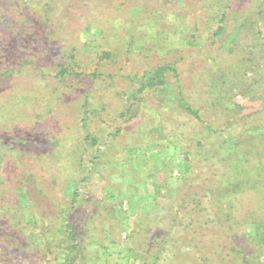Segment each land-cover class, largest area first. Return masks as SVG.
<instances>
[{"label":"rangeland","instance_id":"1","mask_svg":"<svg viewBox=\"0 0 264 264\" xmlns=\"http://www.w3.org/2000/svg\"><path fill=\"white\" fill-rule=\"evenodd\" d=\"M31 1L0 0V20H7L6 18L10 20L6 22L5 28L2 29L3 26L0 25V33L5 30V34L0 37V136L5 137L4 143L10 150L15 151L16 161L23 168V171L19 172L33 176L16 173L18 176L16 182L20 183L25 179L29 181L26 183L27 190L37 197L38 206L45 213L51 210L50 200L58 203L61 196L71 193L72 188L58 186L59 183L80 182L81 184L77 186L78 197L96 198L95 206L87 210L91 214L87 220L88 230L94 231L93 237L86 240L89 244L85 253L86 259H90H87L88 263L97 253L99 258L106 259L104 264H140L139 260H134L132 257L124 258V252L121 255L117 254L116 250L119 247L115 249L109 245L107 237L104 240L106 235L101 234L102 228L106 230L108 228L111 233L109 240L118 242L126 236L125 232L117 233L118 226L115 224L110 226L107 203L114 204L123 217L132 215L134 208H137L140 209V214L145 213L151 220L160 219L161 212L158 209L168 203L165 218L160 221L163 227L169 225L170 214L178 208L184 207L179 212L180 217L186 215L185 212H189L181 219L183 225L187 223L189 214L192 218L193 213L200 214L195 210L193 199L190 197L187 199V194L182 197L186 190H189V185H183V178L190 177L193 170H197L194 173L198 174L197 180L201 181L199 183L194 180V184L197 182L199 185L203 184L204 179L206 182H211L213 171L218 173L216 176L213 175V180L224 174L225 164L222 160L230 155L233 158L234 169L243 164V156L235 150V142L240 131L247 125L259 123L264 127V84L256 86L255 90L232 91L226 98H232L237 109L230 103L226 104L227 100L209 105L205 96L207 88L204 80L202 88H199L200 82H194L196 79L194 77L200 72L199 68L203 66V70H206L214 65L213 70L216 67L218 69L219 66L221 70H227V65L233 63L236 67L235 71L240 75L243 66L239 63L241 58L238 54L229 53L230 56L221 58L218 55H225L221 46H216L219 48L217 53H211L213 49L198 46L200 51H203L200 53L191 47L178 48L174 43L164 49L170 52L162 55L149 52L147 56L140 51L151 47L152 42L149 39H153L155 28L160 29L161 23H150L153 14L146 13L145 10L135 13L133 22L131 17L125 18L129 5L139 0H66L65 2L59 0L56 9L53 10L51 5V22L44 29L39 27L38 22L30 27L31 20L37 19L42 13L38 5L32 4ZM73 1L75 6L69 7L72 14L66 16L68 11H62V7L68 6ZM151 1L154 0H140L139 2L143 3L140 6L143 9L151 7ZM155 1L167 4L172 12L180 8L175 4L177 0ZM246 1L248 0H243ZM199 5L201 6V3ZM25 15L29 17L27 20L29 26L20 28L18 26L21 23L20 17ZM157 15L160 14L157 12L155 16ZM116 18H121V26L129 27L130 33L133 34L131 47H126L127 44L124 47L119 44L127 31L114 32L116 30L111 29L114 23L112 20ZM151 26L155 28L152 29ZM228 27L231 25L229 24ZM241 27L243 28L238 36L240 40L237 42V47L238 49L244 47V50H247L249 46L247 39L251 31H248L245 23ZM112 33H115L116 37H113ZM3 37L9 39L6 44H3ZM136 39H141V42L136 44ZM93 46L96 51L90 55L89 52L94 50ZM107 49L112 53L111 57L115 58L114 61L101 60L97 64V56L102 50L107 52ZM63 50L73 71L78 75L83 72L96 73L91 90H88L90 105L100 111L101 117L108 122L107 126L109 127L110 124V128H113L108 140H105L107 128H103L105 132L100 128H90L88 134L94 136L98 144L97 158H94L95 149L92 150L88 144H85L87 147L81 148L83 145L81 140L86 136L88 129H83V125L79 122L81 118H78L79 113H77L80 93L89 87L81 80L82 77L78 80L74 77L67 78L61 84L53 77L55 61L64 56ZM150 50L155 51L152 47ZM67 52L73 56L72 59ZM160 64L172 65L179 73L178 82L173 77V72L168 71L165 75L167 82L163 91L156 93L151 90L143 91L137 95V97L141 96L142 100L134 98L142 71ZM249 74L251 76L250 72L247 75ZM202 78L204 79V76ZM261 79L264 81L262 77ZM178 85L181 86L182 98L198 113L200 121L192 119L193 116L187 115L177 104L174 98L179 91H177ZM131 92L135 95H131ZM250 105L255 106L249 111L247 107ZM240 107L243 108V115L235 120L232 118V124L225 122L226 116L237 114ZM122 111H126L127 114L119 118ZM116 125H120L119 131L114 129L113 126ZM200 131L202 136L199 137ZM175 140L180 150H169ZM21 145L24 149H20ZM76 148L77 151L73 152L72 150ZM1 154L7 162L3 173L9 171L14 173L11 169L13 166L10 164V155H6L4 150L3 152L1 150ZM183 158L186 159L185 162ZM85 177L91 178L92 181L82 182ZM198 187L191 186L190 191L197 192L202 203L211 204L213 196L206 194L207 188L203 192L198 190ZM193 209L195 212L192 211ZM77 215H75V224L84 217ZM240 215L245 217L244 214ZM142 218L140 222H143ZM132 221L133 219L129 220L128 227ZM257 225L254 223L247 225L245 234L243 233L247 238L257 241L252 244L251 254L261 250L264 252L259 246L260 240L264 237ZM163 229L161 227L160 230ZM209 238L210 235L207 239L202 238L201 246L213 243ZM223 239L224 236L219 244L214 242V247L208 254L209 261L213 264L219 263L220 257L226 251L227 243ZM98 243L104 247L100 249ZM188 250L190 248H182V251ZM95 251L97 252L94 254ZM112 254V258L107 262V255ZM171 258L162 257L163 260L155 264H169L172 262ZM173 261H177L178 264H191L192 260L176 258ZM258 263L264 264V254L259 255Z\"/></svg>","mask_w":264,"mask_h":264},{"label":"trees","instance_id":"2","mask_svg":"<svg viewBox=\"0 0 264 264\" xmlns=\"http://www.w3.org/2000/svg\"><path fill=\"white\" fill-rule=\"evenodd\" d=\"M139 1L129 5L125 18L131 17L133 22L134 14L145 10L146 13L153 14V19L151 18L150 23H161L160 29L151 26L152 29L155 28L156 30L153 39H149L152 42L151 47L155 51L150 50L151 47L140 51L146 53L147 56L149 52H156L159 55L170 52L169 50L164 51V49L174 43H176L178 48L185 47L190 49L191 47L200 53L203 51H200L198 46L213 49L211 53H217L219 48L216 46H221V50L224 48L222 51L225 53V55H218L221 58L226 55L230 56L231 53H236V55L240 56L241 60L239 63L243 66V72L240 75L238 71H235L236 67L233 63L227 65V70H221L220 66L218 69L216 67L213 70L212 67L214 65L212 67L209 66L206 70H203V66L199 68L200 72L198 76L194 77L196 78L194 82H200L199 88H202L204 80L205 87L207 88L205 96L209 105L227 100L226 104L230 103L237 109L235 101L233 102L232 98H226L232 91L235 89L239 91L255 90L256 86L264 84V81L261 79V77L264 79V32L262 31L264 30V0H248L246 2H243V0H177L175 4L180 8L173 12L169 9L170 6L168 7L167 4H162L155 0L151 1V7L143 9L140 6L143 3ZM31 2L32 4H37L42 13L41 15L39 14L40 16L37 19L32 18L30 27H33L32 24L34 25V23L38 22L39 27L44 29L51 22V5H53V10L54 8L56 9L55 6L58 5L59 0H32ZM199 3H201V6ZM74 6L75 2L73 1L68 6L62 7V11H68V13L65 12L66 16H71L72 13L69 7ZM172 8L174 7L172 6ZM157 12L160 15L155 16ZM6 19L0 20V25L3 26L2 29L7 26L6 22L10 21L9 18ZM28 19L29 17L26 15L20 17L21 23L18 26L20 28H24L25 26L28 28ZM120 19L116 18L112 20L114 23L111 29L116 30L114 32L127 31L125 39H122L124 41H121L119 44L123 47L126 44V47H131L133 34L130 33L129 27L126 24H124L125 28L121 26ZM243 23L247 26L248 31H251L247 39L249 42L247 50H244V47L239 49L237 47V42L240 40L238 36L242 32L241 28L243 27L241 25L243 26ZM229 24L231 27H228ZM152 29L150 30L152 31ZM4 34L5 30L1 31L0 37ZM142 35L147 36L146 34ZM112 36L116 37V34L112 33ZM8 40L7 37H3V44H6L5 42H8ZM140 42L141 39L135 40L136 44ZM94 44L96 45V43ZM92 49L94 50L89 52L90 55L96 51L94 46ZM116 50L118 51V48ZM109 51L108 49L107 52L105 50L101 51V54L97 56V64L101 60L112 59L114 61L115 58L111 57L112 53ZM62 53L64 56L59 57L55 61V73L53 77L56 78L59 84L63 83L67 78L74 77L78 80V78L82 77L81 80L85 81L84 83L89 87L84 89L83 93H80L81 97L79 96L77 102V113L81 116H78V118H81L79 122L83 125V129H88L86 136L81 140L83 143L81 148L83 146L87 147L85 144H88L92 147V150L95 149L94 158H97L96 147L98 144H96V138L88 134L90 133V128H107L105 140H108L113 128H110V124L108 127V122L101 117V112L90 105L88 90H91L90 87L94 83L96 73L83 72L81 75H78V73L73 71L74 69L66 58L64 50ZM68 55L72 59L73 56L70 53ZM94 68L96 69L95 63ZM168 71L173 72V77L176 80L179 79V73L172 65L160 64L142 71L137 82L138 90H136V97L134 98L142 100L141 96L137 97V95H140L143 91L148 92L151 90L153 93L163 91L167 82L165 75ZM202 71L210 73L205 74ZM248 72L251 73V76L250 74L247 75ZM108 76L110 77L111 75ZM203 76L204 79L202 78ZM177 91V95L174 98L177 104L182 107V110L187 115H192V119L199 120L198 113L191 109L185 99L182 98L181 86L179 87L178 85ZM130 94L133 95L134 92ZM195 95L197 94L195 93ZM242 95L245 96L244 94ZM254 106L250 105L247 108L250 111ZM238 111L237 114L226 116L225 122L232 124V118L235 120L243 115L242 107L238 108ZM126 114V111H122L119 114V118L126 116ZM113 127L119 131L120 125ZM103 132H105V129H103ZM262 133H264V127L259 125V123L247 125L246 128L240 131L238 140L235 142V150L242 154L243 164L238 165L236 169H234L235 166L232 164L233 158L230 155L224 157L222 160L225 164L224 174L213 180V175L216 176L218 174L216 171H213V175H211L213 181L210 180L211 182H206L204 179L203 184L199 185L201 180H197L196 175L198 174L194 173L197 170H193L194 172H192L190 177L183 178V185H189V190H186L187 192L182 197L184 198L187 194V199L189 197L193 199L192 203L195 206V210L200 212V214L193 213V218L189 214L188 216L190 217H188L186 224L183 225L181 219L189 212L184 211L186 215H182V217L179 214L184 207L178 208L170 214L169 225L163 227V223L160 221L165 218L169 207L168 203L161 209H158L161 212L159 215L160 219L156 218L153 220L149 219L145 213L140 214L141 211L137 208H134L133 213H131L132 215L123 217L120 215L121 211L116 210L114 204L107 203V216L110 218L109 221L111 223L109 225L113 226L115 224L118 226L117 233L125 232L126 236L122 241L119 239L118 242L109 240L111 233L108 231V228L107 230L102 228L101 234L106 235L104 236V240L107 237L109 245L115 249L119 247L120 251L119 249L116 250L118 251L116 252L117 254L120 253L119 255H121L124 252V258L132 257L134 260H139L140 264H155L163 260L162 257H172V262L169 264H178L177 261H173L176 258H188L192 260L191 264H213L209 261L208 254L211 253V249L214 247L213 243H218L224 236L223 241L225 240L227 246L224 255L219 259L220 264L223 262L225 264L258 263L259 255L264 254V252L261 250L260 252L257 251L256 254H251L253 253V250H251L252 244H255L257 241L250 237L247 238L244 234L247 225L254 223L258 224L257 226L260 228L261 235L264 237V135ZM198 135L199 137L200 135L202 136L201 131ZM178 141L180 142V140ZM4 142L5 137L1 135L0 154L1 150L2 152L4 150L6 151V155H12L9 158L11 160L10 164L13 166L11 169L14 170L15 174L11 171L3 173L4 165L7 162L4 161L3 154H1L0 264H104L106 259L99 258V254L96 253L97 251L94 252L96 256L93 257L90 263H88L90 259L87 258V260L85 256L87 246L89 245L86 240L92 238L94 235L93 230L91 232L88 230L87 220L91 214L87 210L89 207L95 206L96 198H86L84 196L79 198L77 186L81 183L74 182L68 184L66 181H62L58 186L72 188L71 193L61 196L58 203L50 200L49 207L51 210L45 213L38 206L37 197L27 190L28 186L26 183H29V181L25 179L20 183L16 182L18 180L17 174L29 177L33 176L19 172L23 171L22 165L16 161V157L14 156L15 151L10 150ZM170 146L169 150H180L178 149L179 144L176 140ZM110 148L108 145V149ZM20 149H24L22 145ZM77 149L72 151H77ZM79 154H81V151ZM182 160L186 161L185 158ZM200 172L202 173V170ZM199 175L201 176L200 173ZM87 177L82 179V182L84 180L92 181L91 178ZM194 180H197L199 183L194 184ZM191 186H199L198 190L203 192L207 188L206 194L213 196L211 204L202 203L197 192L190 191ZM163 188L166 189V187ZM95 192H97L96 188ZM195 210L193 209L192 211L195 212ZM77 214L84 215V217H82L83 219L78 224H75V215ZM240 214H244L245 217ZM141 217H143V222H140ZM202 218H204L203 221ZM130 219H133V221L130 227H128ZM161 227L164 228L163 231L160 230ZM209 235L211 237L209 239L213 243L201 246V239H207ZM94 243L97 242L94 241ZM259 246L261 249H264V238L260 240ZM98 247L102 249L104 245L98 243ZM182 248H190V250L186 252L182 251ZM189 251H191L190 254ZM112 256L113 254L111 256L107 255V262L110 261L109 259Z\"/></svg>","mask_w":264,"mask_h":264}]
</instances>
